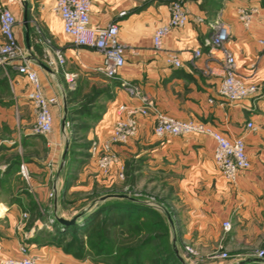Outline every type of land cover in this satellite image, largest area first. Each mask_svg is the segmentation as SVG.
I'll return each mask as SVG.
<instances>
[{
	"label": "crops",
	"instance_id": "0c3cea01",
	"mask_svg": "<svg viewBox=\"0 0 264 264\" xmlns=\"http://www.w3.org/2000/svg\"><path fill=\"white\" fill-rule=\"evenodd\" d=\"M169 1L91 0L90 24L100 26L115 21L118 37L125 45V64L116 78H106L94 69L101 59L95 49L77 46L62 33L61 21L52 12L54 0H28L31 44L36 53L34 47L40 41L33 35V18L41 31L45 30L52 38L48 42L63 53L64 69L77 74L74 86L81 79L91 83L107 80L113 83L112 96L100 90L93 99L95 106H90L102 109L93 113L97 120L91 123L99 140L110 134L117 104L139 100L127 93L121 86L122 81L135 85L140 94L150 97L158 111L209 124L230 139L243 137L249 167L233 182L227 181L213 162L214 140L211 136L199 133L156 136L153 112L138 118L137 134L130 142L115 146L119 163L129 153L144 149L149 151L148 164L177 176L182 208L176 232L181 250L183 244L195 247L203 264H232L254 256L247 254L251 241L264 243V48L257 43L258 38H264V0H185L188 23L183 28L171 30L163 39L161 49L155 50L152 34L169 18ZM245 4L257 7L248 28L235 14V8ZM9 7L16 17L21 16L19 0H13ZM122 11L124 13L120 14ZM219 26L229 30L225 46L235 58L236 73L246 83L257 87L254 95L235 102H228L218 95L222 73L219 65L208 59L209 50L202 45L203 39ZM15 34L22 43V28L18 22ZM39 45L48 52L47 45ZM196 47H201L202 55L193 58L192 50ZM169 52L178 55L181 67L167 64L165 57ZM206 66L212 71H207ZM37 73L45 95L48 90L58 100L51 106L53 122L55 117L60 120V89L43 70H37ZM55 74L66 95V91L74 86H68L60 69ZM17 77L26 82L19 74ZM66 103L68 107L67 99ZM67 109V115L73 111ZM81 111L84 109L77 113ZM249 120L255 125L254 130L246 127ZM47 146L50 149L49 169L41 162L27 161L28 187L0 189V257L16 254L19 246L25 244L32 256L47 263L113 264L80 258L75 250L58 242L59 237L54 232L70 225L57 223L54 213L69 219L86 206L80 204L81 200L76 199L75 194L82 190L77 186L78 182L89 185L94 162L92 159L72 161L83 166L76 178L71 176V168H65L67 159H71L69 153L66 155L56 181L55 206L54 177L62 143L54 139L47 141ZM224 220L232 223L231 231L225 234ZM219 245L233 252L229 259L212 256ZM136 260L129 257L119 264H151L148 256H143L138 263ZM188 260L193 264L191 259Z\"/></svg>",
	"mask_w": 264,
	"mask_h": 264
},
{
	"label": "built area",
	"instance_id": "2783aa9c",
	"mask_svg": "<svg viewBox=\"0 0 264 264\" xmlns=\"http://www.w3.org/2000/svg\"><path fill=\"white\" fill-rule=\"evenodd\" d=\"M13 0L0 2V68L14 69L22 76L27 84V97L35 107V121L33 131L46 136L53 128V114L51 106L55 104V97H48L43 91L40 77L34 65L25 59V51L22 43L15 34L17 17L10 9L9 3ZM91 0H54L52 12L61 21L62 33L77 46L95 49L100 54V62L94 68L106 78H116L125 64V45L118 37V25L115 21L105 25L95 26L90 24L89 14ZM170 14L166 22L159 24L152 34V46L155 50L161 49L163 39L173 29L183 28L189 21V15L185 7V0H170ZM256 6L239 5L235 8V14L239 22L248 28ZM124 12H120L123 14ZM229 38V30L225 26H219L216 30L203 39L202 45L208 48V59L217 63L222 73V78L217 90L218 95L228 102H235L247 96L254 95L257 87L246 83L235 70V58L226 48L225 42ZM257 43L264 48V38H258ZM202 55L201 47L192 50V57ZM167 64L174 68L181 67V60L174 52L167 53ZM65 58L60 51H56L53 57L54 67L60 69L64 80L69 87L74 86L76 73L64 69ZM207 71L212 69L206 66ZM121 86L130 96L138 98V102L117 104L115 117L110 134L103 140L92 142L89 151L97 155V166L101 173L107 175L111 168L119 162L116 145L127 144L135 137L138 129V118L153 112L155 119L153 133L156 136L185 135L191 133L206 134L214 140L212 159L223 177L233 182L238 174L249 167V161L245 152L243 137L233 139L216 131L211 125L190 118L172 116L166 112L156 110L150 97L140 94L135 85L121 82ZM246 127L254 130L252 121H247ZM18 173L23 178L29 177V169L26 163L18 165ZM119 177H122L120 172ZM224 231L231 228L229 220L222 222ZM185 250L191 252L186 246ZM1 253V247H0ZM225 257L226 255L219 254ZM254 256L263 257L264 251L260 250ZM193 262H196V260ZM0 264H70V263H47L32 256L27 245L21 244L16 254L1 256Z\"/></svg>",
	"mask_w": 264,
	"mask_h": 264
},
{
	"label": "rangeland",
	"instance_id": "374dc122",
	"mask_svg": "<svg viewBox=\"0 0 264 264\" xmlns=\"http://www.w3.org/2000/svg\"><path fill=\"white\" fill-rule=\"evenodd\" d=\"M2 2L5 3L6 1ZM17 19H20V14ZM32 20L34 37L40 41L39 44H42V46L47 45L49 48L48 52H45L44 47L42 48L37 44L34 47L36 55L51 67L55 68V72L59 71V67L56 68L53 65V57L55 52L60 50L54 47L53 43L48 42L52 38L48 36L45 30L41 31L38 22L36 23L33 18ZM34 68L41 70L36 65H34ZM112 87L113 83L109 80L107 82L98 81L91 83L81 79L77 81V84L72 89L66 91V99L69 102L67 108L73 111L67 115L68 148L66 155L69 153L71 159H67L65 168H71V173H73L71 176L77 178L83 166L79 163L74 164L72 161L77 160L76 162H78V160L83 159V162H88L92 159L94 162L90 173L91 181L89 185L87 186V183L84 185L85 183L83 182H78L77 184L82 190L75 194L77 196L76 199H80V204L83 206L102 195L112 193L129 194L144 200H150L169 213L176 228L181 222L180 211L182 208L179 197V185L176 180L177 176L165 172L155 165L148 164L146 158L149 151L138 149L134 154L129 153L121 163L118 162V164L111 168V171L107 175H104L99 170L97 166V155H93L89 151L92 142L99 140L93 132L94 129H92L94 128L92 125L93 122L95 123L97 120L93 117V113L102 110L99 108L92 109L90 106H95L92 104L93 99L100 90L107 92L111 97ZM27 90L28 84L17 77V72L14 69L7 67L0 69V189L28 187L29 177L26 179L19 173H16V170H18L17 164L21 162L26 163L31 160L37 161V163L41 162L43 167L49 169L51 166L50 149L47 146V141L54 139L58 142L62 141L60 120L58 117H55L52 131L46 136L33 131L35 107L27 97ZM45 92L48 97H53L52 93L48 92V90ZM55 100V103H57L58 100L56 97ZM83 109V112L77 113V110ZM9 171L12 173H9ZM120 172L122 173V177H119ZM152 209L159 214V217L150 216L144 229L147 228V230L155 232L158 238L152 241L154 247H148L147 252L153 253L158 250L163 254V252H167V248L170 246L169 229L164 214L158 209ZM159 218H161V222L163 220L164 225L162 223L161 225L156 223V220ZM230 224L232 226L231 222ZM229 231H231V228ZM224 232L227 231L223 230V234H225ZM251 243V245L248 244L247 254L253 255L260 250L264 251V243L258 240L256 242L253 240ZM186 246L191 249V252L185 250ZM182 247V250L180 247L179 249L187 260L191 259L193 261L197 256L196 262H193V264L204 263L195 247L188 244H183ZM171 251L173 252L172 248ZM223 253L226 255L225 257L219 256V254ZM232 254L233 252L224 249L223 245H219L212 252L213 257L224 260L229 259Z\"/></svg>",
	"mask_w": 264,
	"mask_h": 264
},
{
	"label": "trees",
	"instance_id": "16d2710c",
	"mask_svg": "<svg viewBox=\"0 0 264 264\" xmlns=\"http://www.w3.org/2000/svg\"><path fill=\"white\" fill-rule=\"evenodd\" d=\"M150 216L158 218L159 214L147 206L109 199L85 217L82 224L57 229L54 233L65 248L95 262L119 264L125 262L122 259L135 257L138 263L143 256H148L151 264H181L170 246L163 254L158 250L147 252L148 247H154L152 241L158 238L155 232L144 229ZM160 219L156 223L164 225Z\"/></svg>",
	"mask_w": 264,
	"mask_h": 264
},
{
	"label": "water",
	"instance_id": "95a60500",
	"mask_svg": "<svg viewBox=\"0 0 264 264\" xmlns=\"http://www.w3.org/2000/svg\"><path fill=\"white\" fill-rule=\"evenodd\" d=\"M20 5H21V16L20 19L18 20V23L20 24L22 28V45L25 51V59L31 62L32 64L38 66L41 70H43L59 87L60 89V94H61V99H62V104H61V114H60V133H61V138H62V149H61V155L59 158L58 165L56 167V173L54 177V202L55 206L57 205V196H56V181L58 178V174L60 170L63 167L65 157L67 154V148H68V140H67V103H66V98H65V93L63 89L61 88V85L56 77L55 70L53 67H51L47 62L41 60L36 53L33 51V47L31 44V37H30V24H29V4L28 0H19ZM109 199H121V200H127L132 203L140 204L143 206H147L150 208H155L161 211L166 219V223L168 225L169 229V234H170V242H171V248L174 252L175 257L178 259V261L181 264H191L188 262V260L183 256L181 253L179 246L177 244V232L175 228V224L172 221L171 216L169 213L159 206L158 204L150 201V200H144L141 198H138L136 196H132L129 194H122V193H112V194H105L102 195L93 201H91L88 205L85 207L81 208L77 212H75L71 218L69 219H64L61 218L60 216H57V213H54V218L57 221V223L63 225V226H68V225H74L76 223L81 222L85 217L90 215L92 212H94L104 201H107ZM232 264H264V256L263 257H258V256H251L248 258H245L240 261H236Z\"/></svg>",
	"mask_w": 264,
	"mask_h": 264
}]
</instances>
